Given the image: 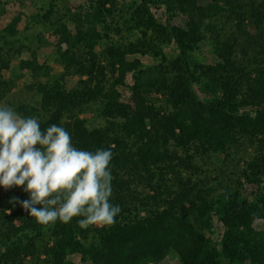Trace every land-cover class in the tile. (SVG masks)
Instances as JSON below:
<instances>
[{"label":"trees","instance_id":"1","mask_svg":"<svg viewBox=\"0 0 264 264\" xmlns=\"http://www.w3.org/2000/svg\"><path fill=\"white\" fill-rule=\"evenodd\" d=\"M256 2L129 0L123 21L138 34L126 43L111 41V46H106L110 77L100 63L90 61L86 66L73 57L78 43L89 47L108 30L105 15L115 0H93L88 10L71 12L68 18L54 22L50 5L40 16L36 11L29 14L34 26L52 22L51 31L64 44H58L57 63L62 68L76 65L80 76L66 86L61 74L58 78L47 75L36 85L38 108L23 106V115L32 113L42 130L53 124L63 127L78 149L111 150L110 203L118 205L121 212L110 226L81 228L79 216L69 223L58 220L42 225L17 202L29 198L22 187H0V264H23L25 257L39 255L47 264H73L68 256L72 253L89 264H149L167 254L174 255L177 264H264V179L248 194L235 186H204L196 176L194 154L178 152V148L186 152L191 144L201 149L200 154L221 150L232 139L234 125L244 130L250 126V134L264 133V66L254 69L243 98L237 100L233 87L239 72H221L232 67L234 34L222 42L214 34L208 41L206 35L214 32L207 19L215 12L256 5L264 9V0ZM153 5L161 8V21L151 12ZM262 12L260 19L264 18ZM19 19L13 15L0 28V76L21 53V48L12 47L7 39L16 35ZM67 22L73 25L72 31ZM28 25L25 19L23 31L34 27ZM29 34L32 40H40L38 31L32 29ZM22 36L28 38L26 32ZM159 41L173 45L167 60L173 69L170 74L163 72L166 54ZM205 41L217 60L215 66L194 53ZM135 52L157 61L129 59ZM34 55L30 60L20 58L18 66L34 70ZM94 71L98 72L95 78ZM127 72L130 97L124 102L116 85ZM145 87H155L160 93L167 90L165 101L172 110L162 115L159 109L164 107L153 105L155 98L146 95ZM4 95L0 87V100H5ZM94 104V113L80 116L87 105L90 110ZM258 171L262 169L254 163V170L244 177L256 181ZM256 221L263 224L255 227ZM215 224L219 232L211 236Z\"/></svg>","mask_w":264,"mask_h":264},{"label":"rangeland","instance_id":"2","mask_svg":"<svg viewBox=\"0 0 264 264\" xmlns=\"http://www.w3.org/2000/svg\"><path fill=\"white\" fill-rule=\"evenodd\" d=\"M92 1L93 0H0V9H2V13L0 14V28L3 27L11 16L18 15L20 17L16 27V35L7 37V39H9L12 47L21 48L19 57L14 56L10 60V63H8L7 68L1 71L0 80L2 86L0 87L5 92V100H0V104H7L18 114L24 116L23 114H25V111L23 106L35 110L38 108L37 101L39 93L35 91L36 85L39 82L45 81L47 75L58 78L61 74L60 80H62L66 86H71L75 83L78 76H80V73L76 72V65L62 68L61 64L57 63L60 59L57 53L58 44L61 46L64 44L60 43L57 34L55 35L51 31L52 22H54L56 18H61V20L68 18L71 12H84L88 10V5ZM128 1L129 0H115V6H110V13L105 15V23L108 26V30L104 31L106 33L103 32L99 39H96L93 45L89 47L82 42L78 43L74 50L75 54L80 56L75 55L73 57L74 59L76 57L79 61L85 62L86 66H89L90 61H93L95 65L100 63L103 68V73H105L107 77H110V72L107 67V59L109 57L106 58L107 54L105 53L106 46L111 41L126 43L131 41L138 34L135 29H128L125 27L126 24H124L123 21V19L128 16V11L125 10ZM256 1V3L260 2V0ZM204 2H209V0H202V3ZM49 5L51 6L50 11H52V22L47 21L44 24L32 25L33 21L29 19V14L36 11L40 16L44 10H48ZM105 5L107 6V3ZM262 10L264 11L263 7H258V5L254 7L247 6L240 9H223L215 12L214 15L207 19V22L211 25V29L214 30V32L206 33L208 41L212 34L216 36V40L221 42L225 38L227 41L231 40L234 34V43L230 50V58L233 63H231L232 67L224 69L221 72H239V76L236 78V83H234L233 87V93L237 100L243 98L244 94L242 95V93L246 91L245 85L250 82L251 78L254 76V72H256L254 69L264 66V18H259V14L261 15L263 13ZM151 12L157 20H162L160 7L151 6ZM62 14H65V17H62ZM25 19L29 20L28 26H34L32 29L35 32H39L40 40L38 42L30 38L29 33L32 32L31 28L23 31V22ZM259 19L261 22L257 24L256 21ZM237 23H239V26L236 25ZM67 27L71 31L73 30L71 22H67ZM116 29H118L117 32L115 31ZM25 32L28 38L22 36V33ZM208 41L200 42L198 50H194V53L199 59H203L205 62L210 63V65L215 66L217 60L210 51V44ZM159 43L162 44L164 53L166 54L163 72H168V74H170L173 72V69L169 66L167 60H169L170 55L173 53V45L165 41H159ZM110 46L111 45H108V47ZM31 50H35V55L34 53L31 54ZM32 55L35 57L33 63L34 70L28 65V68L21 69L18 66L19 59L26 58L30 60ZM128 58L138 59L141 63H153L157 61V58L152 59L149 55H140L138 52L132 53ZM92 76H94V78L97 77L98 72H92ZM91 78L93 79V77ZM130 82V74L127 72L124 75L122 83L116 85V90L120 95L119 99L124 102L129 101L130 91L128 85ZM145 89L147 96L155 98L153 102L154 106L159 105L164 107L159 109L162 115L172 110L167 106L165 101L167 90L160 93L155 87H145ZM217 93L220 92L217 91ZM88 106L89 105L79 113L80 116L87 117L93 112L95 104L91 105L90 110H88ZM29 114L33 115L32 113ZM99 121L102 122L103 120L99 119ZM234 126L232 139L227 141L221 150L200 154L199 150L201 149L191 144L186 149V152L181 148H178V152L180 151L179 153L181 154H194L198 165L196 168V176L204 186H235L243 194H248L257 188V182L261 185L264 179V133H261V131L256 133L255 131L250 134L248 132L250 126H247L245 130L239 125ZM254 163L259 164V169H262V171H258V179L256 181H248L244 177V173H249L250 170H254ZM169 183L170 181L167 182L168 185ZM140 214H142V211H140ZM255 223V227H259L263 224L262 221H256ZM215 226L211 236L218 235V226L217 224H215ZM68 256L72 259L73 264H89L87 261L80 260L78 253H72ZM41 258L42 255H39L38 258L27 256L24 258L23 264H47L42 262ZM149 264H177V260L174 255L167 254L164 258Z\"/></svg>","mask_w":264,"mask_h":264},{"label":"clouds","instance_id":"3","mask_svg":"<svg viewBox=\"0 0 264 264\" xmlns=\"http://www.w3.org/2000/svg\"><path fill=\"white\" fill-rule=\"evenodd\" d=\"M112 156L111 150L78 149L63 127L42 130L36 117L0 104V187H22L29 198L17 202L39 224L79 216L81 228L112 225L121 212L110 203Z\"/></svg>","mask_w":264,"mask_h":264}]
</instances>
